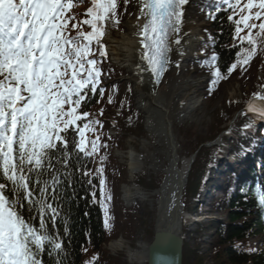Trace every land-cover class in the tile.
<instances>
[{
  "label": "snow or ice",
  "instance_id": "snow-or-ice-1",
  "mask_svg": "<svg viewBox=\"0 0 264 264\" xmlns=\"http://www.w3.org/2000/svg\"><path fill=\"white\" fill-rule=\"evenodd\" d=\"M86 2L85 18L79 19L73 9ZM189 3L0 0V264H46L45 255L50 264H67L64 238L69 230L64 220L61 235L58 224L67 190L75 195L77 173L90 185L93 177L99 178L100 199L93 192V202L100 204L104 227L111 230L112 195L104 175L107 155H100L108 146L97 131L103 128L102 121L87 110L93 98L98 95L99 104L105 96L104 39L110 29L120 27L126 13L134 16L137 74L141 82L150 74L153 84L159 85L173 62L171 54L183 55ZM129 6L134 11L129 12ZM222 9L228 13L236 58L226 74L215 50L201 62L213 77L209 94L238 67L247 71L253 58L264 53V0H215L208 18L215 20ZM209 40L215 45L213 37ZM107 102L113 103L111 93ZM103 114L101 108L99 115ZM241 114H250L243 131H254L258 122H264V89L253 94ZM90 158L98 163L94 172L86 167ZM241 191L247 194L246 189ZM253 195L264 214V191L258 186Z\"/></svg>",
  "mask_w": 264,
  "mask_h": 264
},
{
  "label": "trees",
  "instance_id": "trees-1",
  "mask_svg": "<svg viewBox=\"0 0 264 264\" xmlns=\"http://www.w3.org/2000/svg\"><path fill=\"white\" fill-rule=\"evenodd\" d=\"M227 14L228 13L226 12H219L215 14L217 17L215 20L208 18L207 26L203 30L205 40H207L209 44L208 46H210V48L212 49V54L213 50H215V52L219 55L217 63L221 71L225 74L227 73V68L235 60V52L237 50L232 47L233 42L230 39L231 33L229 29V22L227 21ZM209 36L214 38L215 45H213V43L209 40ZM262 59H264V53H258V55L255 56L247 66V71L254 67L256 64H259V69L256 71H258V73H264V61ZM204 60L205 59H202V61ZM103 65L105 67V70L107 67H109L106 62L103 63ZM199 66L200 71L202 72L204 71L203 69H206L207 71L209 69L207 67H201V63ZM105 70L103 71V73H105ZM254 72L242 76L241 74L244 75V73L247 72H242L238 67L230 76H228L227 79L222 80L217 85H215L214 91L211 94H209V91H205L207 94H209L208 96L205 95L206 100L211 101L212 99H214L215 95H220L219 87L222 86L223 83L226 84L231 82L233 83V86L238 85V89L240 90V97L235 99L234 101H227L226 109L222 112L223 115H221V113H217L216 121H218V123L215 121L217 124L216 128L214 129L215 131L209 133L206 138H197L198 140L192 146L191 150H188L185 146H183L185 152L186 150L192 153L196 152V154L198 155L196 161L197 163L196 165H194V169L190 177L192 183L188 184L185 192L184 203L186 205L189 206L193 202V199L197 197L201 182L203 180L202 176H204V174L206 173L207 165H209L211 162L209 160L210 150L204 148V144L208 141L213 140L216 135L220 134V132L222 131V124L230 121L233 114L240 108L244 107L247 100L251 96H253L254 93L262 89L260 83H257V75H254ZM237 76L239 80H234V78L236 79ZM113 78H116V76H114ZM106 81L107 80H105V82ZM119 87V83H111V85L106 86L105 96L100 100V103H96V100L100 99V97L97 95L92 99L87 108L89 112L96 113L97 119H99L103 123V128H98L97 131L103 133V135L101 136V142L103 144H107L108 148H101L100 155H106V151L111 149V147L113 146L119 147V144H121L120 139L122 140L127 133L135 134V137L137 139H141L142 137V133L138 128L139 126L136 124V122H134L135 119L130 115L128 110H114L106 116V110L108 112V110L113 109L109 107H114L117 102V99H115V91H118ZM109 93L113 95V103L111 104L107 102ZM101 108L104 109V114L102 116L99 115V110ZM249 115L250 114H241L234 125L236 127V130L241 134L245 133L243 131V128L245 124L248 123ZM113 121H115V125H113ZM108 131L112 132L114 136H109ZM87 135H89L91 138H94V135L92 133H87ZM186 136L187 131L181 130L180 137L184 139L186 138ZM239 142L241 145L242 143L245 144L241 140H239ZM249 143L251 144V142ZM96 159L98 161V156ZM107 160L104 163V175L106 177L107 187L112 195H116L115 184L111 183V178L108 177L109 175L106 171ZM97 166L98 163L93 162L91 158L86 164V167L88 169H91L93 172ZM116 176H119V178L124 181L126 177L125 168L121 167L118 175ZM147 178L148 183L146 182ZM87 179L88 178L85 177L83 180H81L80 174L77 173L75 195L73 196L72 189L69 188L67 190L68 195L63 202L62 220L58 224V228L61 235H63L65 226L64 220H66L69 230V235L64 238V245L68 251L67 264H84L83 254L84 252L86 253L88 251L93 256L97 257L93 264H111L112 260L103 252L104 244L107 241L106 239L120 235L119 232L126 233L130 231V229H132L133 225L137 221L135 216L139 214V207L137 205H133L131 208H120V206H118L116 207V213H111L109 210V214L112 217V227L110 231L106 230L104 227V211L98 202H93V192H95V199L97 201H99L100 199L99 178L93 177L91 185L86 182ZM135 184L138 188H141V190L146 192L148 195L154 194L160 187L157 179L153 180L152 177L149 178L146 175H143L142 177L137 179ZM93 185H95L96 187L93 188ZM243 189L247 190V194L243 192L242 196L237 197L235 200L227 203V206H225V210L228 216L227 221L229 224H227L225 227H218L219 231L215 234L218 243L216 245L217 247L214 245L212 246V249L215 251L213 253L214 264H264V246L260 251H254L250 249L246 244V241L250 236L260 237L264 244V223L260 218L261 212L257 207V204L254 201H250L249 203L247 201H244L245 197L254 199V195L251 191H249V187L245 186ZM191 199L192 202L189 203ZM238 209H241L242 211L238 212ZM254 209L258 210L252 214V216H254L256 219H247V213L250 214V211ZM142 212L146 217L150 213L145 210ZM149 216L151 217L152 214ZM151 234V230H149V238H151ZM221 245L223 248L221 247ZM85 249L87 250L85 251ZM186 254L187 249L184 248L185 259ZM44 260L46 264H50L47 255L44 256Z\"/></svg>",
  "mask_w": 264,
  "mask_h": 264
},
{
  "label": "rangeland",
  "instance_id": "rangeland-1",
  "mask_svg": "<svg viewBox=\"0 0 264 264\" xmlns=\"http://www.w3.org/2000/svg\"><path fill=\"white\" fill-rule=\"evenodd\" d=\"M194 2L196 4L197 1L194 0L189 5L188 17L191 21H193L196 35L198 34L199 40H201L202 32L200 31V29L204 25L205 20L198 12V9H196V5L194 4ZM132 11H134V9L132 8V6H129V12ZM132 18L133 16H129L126 13L123 16L122 23L119 27L120 31H115L112 33L109 30L107 36L104 39V43L106 44L107 56L110 60L109 68L112 69L111 71H109V75L111 76L109 78V81L111 82V79L116 76L118 79L117 82L120 85L118 91H115V99H117V102L114 107H109L113 109L108 110V112L106 110V116L114 110L119 111V109H121V111H124V109H126L135 119L134 122H136V124L139 126L138 128L142 133L141 139H137L135 137V134L127 133L122 140L120 139L121 144H119V147L113 146L111 147V149L106 151L108 159L106 163V171L109 175L108 177L111 178V183L115 184L116 191V195L111 194L112 210H110L109 208L111 213H116V207L118 206H120V208H124L129 207L128 205L130 203L132 204L131 200L129 203L124 202V191L130 192V196L128 198H133L135 191L144 193L142 190H140L141 188L139 189L138 187H135V182L137 179H139L143 175H146L149 178L152 177L153 180L157 179L159 184H162L163 179L165 178L166 173L170 167V163L168 161L169 158L167 156L168 147L163 140L155 139L150 135L149 132H147L145 126V115L138 105L139 103L137 102L136 88L134 82L130 79V72L122 66V57L116 52L115 49L112 48L111 44L109 43L119 41L120 38H122V36L127 33L126 24ZM192 43L193 41L189 44L190 57L185 59L183 63L180 64V68L178 70L180 77H185L186 79L192 81L190 85L182 89L183 94L188 96L187 98L189 100V105H191L192 107V111H189L187 113L185 119H174L175 135L181 153L180 159L184 163H192V160L198 155L196 154V152L192 153L187 150L185 152L183 146H185L188 150H191L192 146L198 139L206 138L209 133L215 131L214 129L217 125L216 122L218 123V121H216L217 113H221V115H223L222 112L226 109L227 101H234L235 99L240 97V90L238 89V85L233 86V83L229 82L226 84L223 83V85L219 87L220 95H215L214 99H212L211 101L206 100L205 95L208 96L209 94H207L205 91H208L210 87L209 79L213 78L211 76V70L208 69L207 71L206 69H203L204 74L208 75L209 78L207 81H205L204 77H197L198 73L196 72L198 70V67L196 68V65H193L190 61L192 60L193 56L200 57L201 55H208L210 52L208 53V50L205 49L207 47H202L199 44V46L196 48V46ZM262 60L264 61V59ZM258 65L259 64H256L250 70L246 71L247 73L241 75L245 76L248 73L251 74L252 72L258 70ZM107 69L108 67L106 68V71ZM257 73L258 71L254 72L253 74L257 75ZM120 74L122 75L121 77ZM238 76L236 77V79L234 78V80H239ZM165 79L166 78H163L162 82ZM177 84L178 83L169 86L175 87L174 89L178 90ZM161 87H163L162 84L157 88L160 90ZM181 130L187 131V136L184 139L180 137ZM130 152L134 153L138 157L141 165V168H139L137 173L134 175H132L128 169V154ZM212 154L217 156L216 151H213ZM121 167L125 168V182L122 181L119 176H116L118 175ZM146 182L148 183V178ZM189 183H192L191 180L188 181V184ZM217 193L218 194L216 195H212L211 200H207L208 202L204 205V207L203 205H201L200 207L201 210L204 208L203 211L207 212V214L204 216L205 221L202 222V225H191L187 227L184 225L183 237L185 238V248L187 249L186 259L184 257V264H214L213 253L215 251L212 249V246H216L218 243L215 234L219 231L218 227H225L227 224H229L227 221L228 216L226 210L222 209L224 194L222 192ZM134 201L136 205L140 207V209L143 208L145 211L150 212L152 214V218L149 216L151 215L150 213L147 217L138 214L135 216L137 221L133 225L132 229H130V231L126 233L119 232L120 235L106 239L107 241L104 244L103 252L112 260L111 264H129L125 246H129L134 250L137 249V246L141 241L144 243H149L148 232L149 230H151V233L153 231V220L157 218L156 209L159 208L161 197L158 194L147 195V193H144V195L142 194L141 198ZM191 202L192 199L189 203ZM191 204L189 205V210H192ZM209 220L210 222L206 223ZM121 240L124 241L122 245L124 248H122L121 250L120 248L119 250L111 248L114 243L120 242ZM246 244L253 250L257 249L258 243L256 241V238L248 239ZM93 257L92 254L88 251L84 256L83 262L87 264L88 261H92Z\"/></svg>",
  "mask_w": 264,
  "mask_h": 264
},
{
  "label": "bare ground",
  "instance_id": "bare-ground-1",
  "mask_svg": "<svg viewBox=\"0 0 264 264\" xmlns=\"http://www.w3.org/2000/svg\"><path fill=\"white\" fill-rule=\"evenodd\" d=\"M191 2L192 0H190V3ZM190 3L185 6L186 15L184 31L188 35L182 41L183 55H180L177 52H173L171 54L173 62L169 66L170 69L166 73V79L161 83L163 87H161L160 90L157 88V85L153 84L150 74H145L142 82L141 77L137 74L136 65L139 63V45L137 43V38L132 34L136 23L134 16L126 24L127 33L123 35L119 41L109 42L112 48L115 49L122 57V66L130 72V79L134 82L136 88L137 102L139 103L138 105L145 115V126L147 132H149L153 138L163 140L168 147L167 156L169 158L168 161L170 163V167L167 171L166 182L160 189L162 196L159 204V225L156 224L159 230H163L164 228L166 229L169 224L173 223V219L177 214L175 210H180L182 213L180 201L178 202L179 206H177V201L180 198L182 201L184 200L186 192L185 187L188 185L187 183L190 180V176L194 168L192 163H184L180 159L181 153L175 135L174 124V119H185L187 113L192 111V107L189 105V100L187 98L188 96L184 95L182 92V89L190 85L192 81L186 79L185 77H180L178 72L180 64L183 63V61L190 55L189 44L196 31L194 29L195 26L193 21H191L188 17ZM177 64H179V67H177ZM176 83H178V90L174 89L175 87L169 86ZM246 133L251 135L248 131H246ZM128 159L130 173L134 175L137 173L138 169L141 168L140 160L134 153L131 152L128 154ZM193 161H196L195 158ZM196 163L197 162H195V165ZM230 163H232V161H230ZM179 185L181 187H179ZM124 193L123 199L125 202H130V200L134 199L131 197L128 198L130 196V192L124 191ZM200 195L201 197H206L211 200L210 197L212 196V193L210 190H206L205 193L203 192ZM186 222L187 223L180 221L179 225H177V230H179L177 233L182 239H185L183 237V229L184 224L188 225V220ZM155 233L156 231L154 230L151 234V243L154 239ZM149 244L150 243L141 245L138 251H135L132 254L130 253L128 255V263L145 264L148 261ZM120 247L121 243H114L111 246L112 249L118 250Z\"/></svg>",
  "mask_w": 264,
  "mask_h": 264
},
{
  "label": "water",
  "instance_id": "water-1",
  "mask_svg": "<svg viewBox=\"0 0 264 264\" xmlns=\"http://www.w3.org/2000/svg\"><path fill=\"white\" fill-rule=\"evenodd\" d=\"M179 187H181L179 185ZM178 187V188H179ZM181 195V194H180ZM180 199L177 201L179 206ZM176 211V217L173 219V223L169 224L167 228L159 230L157 225L155 227V236L148 249V261L147 264H182V245L183 240L177 233V225L181 220V211ZM160 214L157 216V222Z\"/></svg>",
  "mask_w": 264,
  "mask_h": 264
}]
</instances>
